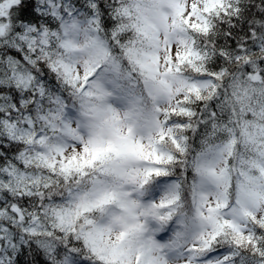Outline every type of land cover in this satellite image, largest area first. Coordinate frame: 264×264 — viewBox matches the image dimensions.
<instances>
[{
  "label": "snow or ice",
  "instance_id": "snow-or-ice-1",
  "mask_svg": "<svg viewBox=\"0 0 264 264\" xmlns=\"http://www.w3.org/2000/svg\"><path fill=\"white\" fill-rule=\"evenodd\" d=\"M102 31L142 57L162 95L176 94L171 80L192 65L203 79L178 104L194 97L204 117L198 123L211 124L208 136L225 137L193 161L195 174L216 190L195 203L190 221H176L168 239L158 233L173 218L162 211L171 201L145 204L133 193L142 195L152 176L169 174L162 165L175 156L158 143L171 139L180 154L187 152V136L178 139L175 131H194L196 112L173 109L189 122L167 134L161 129L157 141L140 134L135 108L121 116L108 107L89 118L86 138L64 123L61 131L76 143L70 156L37 130L41 121L56 130L51 105L63 107L40 69L76 93L109 94L102 77L94 79L110 59ZM222 87L227 117L225 103L211 105ZM238 146L239 168L229 169ZM57 173L78 184L91 176L90 186L56 203ZM81 253L79 264H264V0H0V264H75Z\"/></svg>",
  "mask_w": 264,
  "mask_h": 264
},
{
  "label": "clouds",
  "instance_id": "clouds-1",
  "mask_svg": "<svg viewBox=\"0 0 264 264\" xmlns=\"http://www.w3.org/2000/svg\"><path fill=\"white\" fill-rule=\"evenodd\" d=\"M105 3H108V0H105ZM129 35H125V42L128 40ZM99 36L106 42L110 59L107 62H102L94 79L96 77H102L105 90L109 94L103 97H89L76 93L73 89L67 87L62 79H57L51 73L45 75L44 70L40 69V76L43 77L46 87L51 91L52 95H60L62 97L63 107L51 105L54 110L53 114L56 116V130L46 127L42 121L37 124V130L42 131L43 135L47 138V145L59 146L65 156H70L76 150V143L72 137L64 135L61 131L64 123H67L73 130L79 127V134L86 138L89 118L102 114L108 107L118 111L121 116L130 109L135 108L140 114L138 126L140 134L146 138L151 136L157 141H159L161 129L167 134L168 129H175L181 120H184L185 123L189 122V118L174 115L173 109L178 111L181 107H188L196 112V116L190 118L194 131L191 129L183 133H180L178 130L175 131L178 139L181 136H187V152L180 154L171 139H165L163 142L158 143L157 146L161 151L171 153L175 156L173 163L162 165V167L167 168L169 174L166 176H152L149 183L142 189V195L133 193V199H139L145 204H159L162 200L171 201L170 208L163 209L162 211L172 212L173 218L164 228L163 232L158 233L164 239H168L177 227L176 221L178 219L190 221L194 216L195 203L205 193L216 190L213 185L202 181L201 177L195 174L193 171V161L197 154L202 152L208 144L219 145L225 137L218 135L210 138L208 136L211 124L204 125L198 123L204 117L200 113L202 105L195 102L194 97H190L194 101L192 104H178V101L183 99L184 93L200 85L203 79L201 73L196 71L192 65H182L176 79L171 80L173 88H178L179 91L172 96L162 95L158 90V85L152 80V69L143 62L142 57H139L135 53L125 51L121 44L113 41L109 31H102L99 33ZM141 47L142 45L139 43L136 44V48ZM158 55L160 57V70L163 71V58L166 53L160 51ZM113 61L115 62V67L113 66ZM142 64L143 66H141ZM80 65L81 61H77L73 65L74 71L79 70ZM228 91L230 92L231 90L228 89ZM224 92L225 88L222 87L220 89L221 94L211 101L212 106L218 103H225ZM47 107L46 105V109ZM58 108L59 112H56ZM229 110V104L225 103L224 117H227ZM208 111H212V107H209ZM217 112L219 118V110ZM61 116L63 120H61ZM3 142L7 143L6 141ZM145 142H147V139H145ZM35 147L37 150H44L39 145ZM236 152L237 158H234L232 163L228 165L229 169L235 165L238 170V156L239 153L243 152V146H238ZM49 155L53 159H59V156L54 155L52 152ZM217 166L223 167L224 165L220 163ZM31 171L37 175H49V172L43 168H33ZM236 177V171L231 172L233 184H235ZM91 178V176L78 178L81 179V182L78 184L75 180L63 181L62 177L57 173L56 176L52 177L54 181H59V187L53 189L57 195L56 203H68L78 193L90 186L88 181ZM101 178L110 179L106 177ZM226 180L227 175L225 177V183ZM69 190H71V196H69ZM98 217V213L93 214V218ZM49 223H52V221L50 220ZM150 225L156 227V224L151 221ZM69 247H72V245H69ZM61 255H63V252ZM82 258V253L79 256H74L75 264H79ZM170 264H183V261H170Z\"/></svg>",
  "mask_w": 264,
  "mask_h": 264
}]
</instances>
